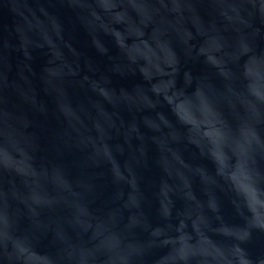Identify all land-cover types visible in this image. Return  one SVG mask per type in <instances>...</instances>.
<instances>
[{"label": "water", "instance_id": "obj_1", "mask_svg": "<svg viewBox=\"0 0 264 264\" xmlns=\"http://www.w3.org/2000/svg\"><path fill=\"white\" fill-rule=\"evenodd\" d=\"M0 264H264V0H0Z\"/></svg>", "mask_w": 264, "mask_h": 264}]
</instances>
